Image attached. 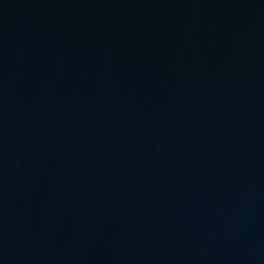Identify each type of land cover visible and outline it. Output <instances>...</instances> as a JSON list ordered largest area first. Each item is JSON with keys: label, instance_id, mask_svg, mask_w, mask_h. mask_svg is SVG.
<instances>
[{"label": "water", "instance_id": "water-1", "mask_svg": "<svg viewBox=\"0 0 264 264\" xmlns=\"http://www.w3.org/2000/svg\"><path fill=\"white\" fill-rule=\"evenodd\" d=\"M0 264H264V0H0Z\"/></svg>", "mask_w": 264, "mask_h": 264}]
</instances>
